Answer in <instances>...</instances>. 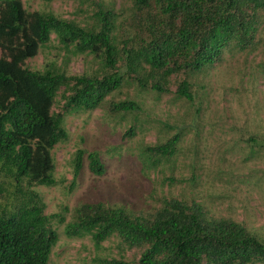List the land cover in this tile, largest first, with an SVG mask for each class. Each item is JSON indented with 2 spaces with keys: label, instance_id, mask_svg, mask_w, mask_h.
Returning a JSON list of instances; mask_svg holds the SVG:
<instances>
[{
  "label": "trees",
  "instance_id": "1",
  "mask_svg": "<svg viewBox=\"0 0 264 264\" xmlns=\"http://www.w3.org/2000/svg\"><path fill=\"white\" fill-rule=\"evenodd\" d=\"M128 34L115 35L118 12L98 6L94 24L81 26L50 12L27 11L20 0H0V175L11 176L16 187L55 185L53 148L68 138L64 115L76 107H98L111 114L137 113L131 99H108L122 85L161 95L193 100L189 78L220 62L226 51H246L258 42L264 28V0H129ZM99 60L102 75L67 76L47 67L32 71L25 63L50 42ZM63 88L62 110L53 111ZM126 135L132 136V130ZM147 148L149 157L170 158L178 142ZM81 153L74 158L80 172ZM89 170L104 167L89 154ZM156 159V162H159ZM19 191V190H18ZM13 210L2 202L0 186V264H48L57 235L53 216L44 212L32 189ZM24 193V195H23ZM76 228L94 233L95 243L116 237L138 253L133 262L106 264H264V241L244 225L215 218L195 201L164 199L148 213L104 203L82 204Z\"/></svg>",
  "mask_w": 264,
  "mask_h": 264
},
{
  "label": "rangeland",
  "instance_id": "2",
  "mask_svg": "<svg viewBox=\"0 0 264 264\" xmlns=\"http://www.w3.org/2000/svg\"><path fill=\"white\" fill-rule=\"evenodd\" d=\"M20 1L27 11L50 12L81 26L94 24L98 6H111L119 14L117 38L129 32V0ZM257 37L252 48L228 50L220 62L190 77L191 102L174 96L176 83L170 93L159 95L130 82L108 99H131L139 106L137 113L111 114L102 107L70 109L63 120L68 138L52 150L54 186L16 187L11 176L0 175L8 212L23 197L21 189L25 194L32 189L40 196L45 214L53 216L50 227L57 241L48 264L137 259L138 253L118 238L97 245L92 231L76 228V210L86 203L148 213L164 199L195 201L211 216L238 222L264 241V28ZM25 65L32 71L50 67L67 76L104 72L99 60L64 48L53 34ZM62 91L55 98L56 113L64 105ZM130 130L133 135H126ZM174 136L179 140L170 158L149 157L147 148ZM77 152L82 159L75 177ZM89 154H95L104 167L101 175L89 170Z\"/></svg>",
  "mask_w": 264,
  "mask_h": 264
}]
</instances>
